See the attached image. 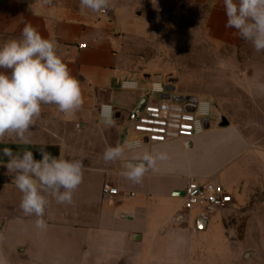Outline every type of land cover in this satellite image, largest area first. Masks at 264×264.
Masks as SVG:
<instances>
[{
	"label": "crops",
	"instance_id": "obj_1",
	"mask_svg": "<svg viewBox=\"0 0 264 264\" xmlns=\"http://www.w3.org/2000/svg\"><path fill=\"white\" fill-rule=\"evenodd\" d=\"M191 2L204 8L206 40L223 47L241 45L237 30L226 27L223 0ZM143 5L142 0H110L107 12L93 13L82 12L80 0H0V46L20 38L25 24H31L42 37L56 41L58 55L80 81L84 100L81 109L70 115L55 105H42L39 119L26 133L28 142L14 134L0 141V174L11 180L0 184V258L6 264H244L254 252L243 254L234 240L240 234L264 236V231L239 232L229 216L250 213L263 204L257 191H264V135L255 140L230 121L227 126L213 122L188 141L145 143L126 151L127 158L143 151L167 153L168 159L158 161L157 170L149 171L140 183L119 174L121 161L108 168L85 166L72 203H57L49 197L44 231L35 227V216H26L20 209L22 193L12 179L15 173L4 166L8 162L5 148L14 153L32 151L40 159L39 150L45 147L53 156L66 158L74 147L71 150L56 138L49 140L47 134L50 130L59 137V130L50 129L59 123L82 131L105 127L115 135V146L136 136L130 127L123 137L122 128L126 120L131 123L129 116L139 100L146 98L153 76L143 78L150 81L143 87L138 80L141 75L122 66L121 49L127 38L144 37L151 31L154 14ZM237 80L251 102L264 103V72L247 71ZM125 81H138L141 92L124 90ZM183 94L179 90L172 96ZM107 103L120 114L113 127L99 119L100 106ZM191 180L226 187L234 205L205 221L197 208L181 212ZM107 182L118 188V195L103 193Z\"/></svg>",
	"mask_w": 264,
	"mask_h": 264
},
{
	"label": "clouds",
	"instance_id": "obj_2",
	"mask_svg": "<svg viewBox=\"0 0 264 264\" xmlns=\"http://www.w3.org/2000/svg\"><path fill=\"white\" fill-rule=\"evenodd\" d=\"M226 27L237 30L240 37L264 51V0H223ZM110 0H80V8L93 13L107 12ZM0 141L15 135L28 142L26 133L39 119L42 105H55L64 114H74L84 100L80 81L57 53L55 40L46 39L31 24H25L20 38L0 46ZM101 122L115 126L110 105H101ZM138 141L108 146L103 153L107 162L121 161L120 175L140 183L149 171L157 170V162L168 159L165 152H138L127 158L126 151L140 149ZM40 159L32 151L3 150L8 157L4 164L16 187L22 193L20 209L26 216H35V227L44 231L48 225L44 214L49 197L57 203H72L75 190L83 181L85 164L81 159L55 157L45 147ZM0 264L6 262L0 258Z\"/></svg>",
	"mask_w": 264,
	"mask_h": 264
},
{
	"label": "rangeland",
	"instance_id": "obj_3",
	"mask_svg": "<svg viewBox=\"0 0 264 264\" xmlns=\"http://www.w3.org/2000/svg\"><path fill=\"white\" fill-rule=\"evenodd\" d=\"M142 1L143 6H149L153 11L152 29L147 36L127 38L122 44L124 69L141 75L138 80L143 87L150 83L143 79L145 74L160 77L166 84L170 79H177L173 95L180 90L185 98H209L216 113H222L231 123L253 134L255 140L264 135V103L260 101L256 106L251 102L237 80L247 71L264 72V51L257 52L252 43L244 39L239 47L218 46L206 40L204 8L191 0ZM152 99L158 100L160 95ZM130 127L131 123L126 120L123 137L127 136ZM50 129L59 130L60 134L55 137L54 132L48 130L49 140L56 138L69 145L71 150L74 147V152L70 151L65 159L82 158L89 167L113 165L114 162L103 160L105 148L115 146V135L105 127L82 131L59 123V126L51 125ZM257 197L263 204L250 213H229L239 232L264 231V191L258 190ZM258 233L254 238L240 234L234 240L243 254L254 252L253 256L244 259V264H264V236L259 237Z\"/></svg>",
	"mask_w": 264,
	"mask_h": 264
},
{
	"label": "built area",
	"instance_id": "obj_4",
	"mask_svg": "<svg viewBox=\"0 0 264 264\" xmlns=\"http://www.w3.org/2000/svg\"><path fill=\"white\" fill-rule=\"evenodd\" d=\"M123 89L133 90L138 94L141 92L138 81H125ZM167 93V84L160 77H153L150 88L146 90V105L139 115L131 120V130L136 136H131L125 141H138L142 148L145 143L188 141L205 132L206 123L211 122L214 113L211 102L199 100L195 110L190 112L184 102L176 101L172 97L166 99ZM155 95H160V99H152ZM106 105L111 106L115 120L117 109L110 103ZM100 111L101 106L99 109L101 121ZM5 181L6 178L0 174V184ZM103 193L114 197L119 194V190L107 182L103 186ZM233 205L234 198L226 187L211 182L201 183L191 180L185 187L180 211L184 213L197 208L200 211L199 217L208 220L214 212L228 209Z\"/></svg>",
	"mask_w": 264,
	"mask_h": 264
},
{
	"label": "water",
	"instance_id": "obj_5",
	"mask_svg": "<svg viewBox=\"0 0 264 264\" xmlns=\"http://www.w3.org/2000/svg\"><path fill=\"white\" fill-rule=\"evenodd\" d=\"M151 75L150 74H146L143 76L144 79L149 80L151 79ZM178 83L177 79H170L167 82V91L168 93L166 94L165 98L166 99H170L171 97L179 102H184V100L186 99L187 102H192L194 104L193 108H187L188 111L193 112L195 110V106L197 104V102L199 100H207L205 98H196V97H188L185 98L183 96H172V92L175 91V87ZM147 103V98H142L141 100H139V102L137 103L135 109L132 111L131 115L129 116V120H133L135 119L139 113L143 110L144 106ZM186 105V104H185ZM187 107V105H186ZM120 114L116 113V118H119ZM215 122L217 126H227L229 125V120L220 112L218 113H213L212 115V120L211 122H207L205 128L209 129L212 125V123ZM10 179H7L6 182H10ZM203 221H205V219H202Z\"/></svg>",
	"mask_w": 264,
	"mask_h": 264
},
{
	"label": "flooded vegetation",
	"instance_id": "obj_6",
	"mask_svg": "<svg viewBox=\"0 0 264 264\" xmlns=\"http://www.w3.org/2000/svg\"><path fill=\"white\" fill-rule=\"evenodd\" d=\"M184 103L187 105V108H193L194 106L192 102H187L186 99L184 100Z\"/></svg>",
	"mask_w": 264,
	"mask_h": 264
}]
</instances>
